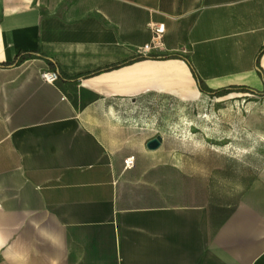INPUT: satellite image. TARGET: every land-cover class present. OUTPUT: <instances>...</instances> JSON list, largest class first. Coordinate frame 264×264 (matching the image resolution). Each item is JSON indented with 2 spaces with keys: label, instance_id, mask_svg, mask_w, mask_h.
<instances>
[{
  "label": "crops",
  "instance_id": "1",
  "mask_svg": "<svg viewBox=\"0 0 264 264\" xmlns=\"http://www.w3.org/2000/svg\"><path fill=\"white\" fill-rule=\"evenodd\" d=\"M200 81L264 101V0H0V264H264V151L145 146Z\"/></svg>",
  "mask_w": 264,
  "mask_h": 264
},
{
  "label": "rangeland",
  "instance_id": "2",
  "mask_svg": "<svg viewBox=\"0 0 264 264\" xmlns=\"http://www.w3.org/2000/svg\"><path fill=\"white\" fill-rule=\"evenodd\" d=\"M261 100V101H260ZM261 95L232 90L182 102H149L145 129L168 137L165 146L194 166L253 165L251 153L264 151V101Z\"/></svg>",
  "mask_w": 264,
  "mask_h": 264
},
{
  "label": "built area",
  "instance_id": "3",
  "mask_svg": "<svg viewBox=\"0 0 264 264\" xmlns=\"http://www.w3.org/2000/svg\"><path fill=\"white\" fill-rule=\"evenodd\" d=\"M149 28L151 29L153 35L150 44L145 47L146 51H150L152 48L158 47L162 33L164 31V26L162 23H151ZM41 77L44 81L52 83L57 80L58 74L54 70H45L41 73ZM125 165H132V160L127 158L125 160Z\"/></svg>",
  "mask_w": 264,
  "mask_h": 264
},
{
  "label": "trees",
  "instance_id": "4",
  "mask_svg": "<svg viewBox=\"0 0 264 264\" xmlns=\"http://www.w3.org/2000/svg\"><path fill=\"white\" fill-rule=\"evenodd\" d=\"M123 63H125V61L117 63V64H114L113 66H118V65L123 64ZM199 88L204 93H207V94H209V93H218L219 95L225 94V93L230 92L232 90L241 91V92H246L247 91V88L239 87V86L238 87L229 86L227 88H222V89H210V88H207L206 86H204L202 81L199 82Z\"/></svg>",
  "mask_w": 264,
  "mask_h": 264
},
{
  "label": "water",
  "instance_id": "5",
  "mask_svg": "<svg viewBox=\"0 0 264 264\" xmlns=\"http://www.w3.org/2000/svg\"><path fill=\"white\" fill-rule=\"evenodd\" d=\"M162 141V136L160 134L155 135L154 137L149 138L145 146L147 149L153 150L156 149Z\"/></svg>",
  "mask_w": 264,
  "mask_h": 264
}]
</instances>
